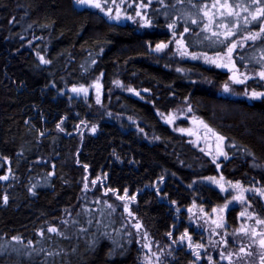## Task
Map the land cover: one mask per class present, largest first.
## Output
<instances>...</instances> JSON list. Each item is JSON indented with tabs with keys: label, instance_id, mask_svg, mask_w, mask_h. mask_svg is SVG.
<instances>
[{
	"label": "trees",
	"instance_id": "trees-1",
	"mask_svg": "<svg viewBox=\"0 0 264 264\" xmlns=\"http://www.w3.org/2000/svg\"><path fill=\"white\" fill-rule=\"evenodd\" d=\"M140 3L147 5L141 11L151 27H141L135 16ZM173 4L128 0L121 8L135 22L120 23L98 9L79 11L73 0H0V175L9 177L0 180V264H145L143 243L154 244L176 226L192 240L193 231L201 230L196 223L213 226L204 234L207 240L211 231L227 238L228 230L215 229L204 216L231 199L228 181L264 189V103L247 105L220 96L223 71L190 62L177 68L181 71L163 68L149 53V46L169 42L174 33L179 39L185 26L189 52L212 55L221 47L204 40L207 33L197 38L199 28L179 11L195 12L187 0ZM172 21L174 30L167 27ZM262 46L257 41L255 47L248 42L239 48L234 54L238 66L241 55L245 63L258 58ZM40 56L50 63L42 64ZM253 68L259 70L255 60ZM96 83L98 104L69 98L73 87ZM262 86L259 80L246 85L249 91ZM180 105L191 106L194 118L226 137L228 158L218 161L219 169L175 131L186 121H175L174 129L162 122L158 113ZM221 176L226 192L206 179ZM108 188L116 191L104 195ZM125 189L128 199L117 200ZM104 201L116 208L112 215ZM124 203L135 219L124 212ZM137 221L139 231L132 227ZM225 221L226 228H235ZM49 227L64 235L49 233ZM183 248L166 251L160 264H195L192 251Z\"/></svg>",
	"mask_w": 264,
	"mask_h": 264
},
{
	"label": "snow or ice",
	"instance_id": "snow-or-ice-1",
	"mask_svg": "<svg viewBox=\"0 0 264 264\" xmlns=\"http://www.w3.org/2000/svg\"><path fill=\"white\" fill-rule=\"evenodd\" d=\"M128 0H119V4L117 0H74V3L78 6H86L88 8L98 9L100 12H103L109 20H115L119 22L123 16L124 19L133 20L135 22L133 16L127 15L124 13V10L121 8L120 5L127 4ZM152 0H148V4L150 5ZM161 4H164V0H159ZM111 3L115 5V9L113 7H106L107 4ZM188 5H190V9H195V12L191 10L181 8L179 9L181 15L187 20L190 21L192 25H196L199 28V32L195 33L197 38H200V33H208L209 35L203 36L204 40H208L211 46L219 45L221 46L219 50H217L214 56H209L206 52H189L188 45L184 40V34L188 33L190 29L185 26L183 28V32L180 33V38L176 39V34L174 33V41L177 47V51L180 53L182 57L188 56L193 60L200 59L203 57V60L207 64L215 65L217 68H225L231 75L229 76V80L234 85H247L249 80L259 79V81H264V46L260 48V56L256 57H248L247 62L245 63V56H240L241 65L238 66L236 58L234 54L237 52L239 48H244L248 42H251L253 47H255L256 42L260 41L262 45H264V0H239V2L233 3L232 0H212L211 4L208 3H201L197 4L194 3L193 0H187ZM185 0H175V4L171 5V7L175 8L177 5H184ZM129 7L132 5L129 4ZM168 7V5H165ZM147 7L144 3H140L136 6L135 16L139 17L142 21L141 27H151L152 20L147 17L146 15L142 14L141 9ZM181 17L177 16L176 20H179ZM256 26L257 30H252V26ZM243 26V30L246 34L242 35L241 37V28ZM167 27L170 30H174L177 27L176 21H172L167 24ZM171 43V41L169 42ZM168 47L167 43H159L155 46V50L157 52H161ZM40 62L42 64H48L50 61L46 60L43 56L39 57ZM255 60V63L259 65V70L256 71L254 68L251 69V73L249 71V65ZM94 62V61H93ZM243 68V70H242ZM177 71H181L177 69ZM119 83V82H117ZM97 89H99V84L96 85ZM264 87V86H262ZM72 92L80 94L84 93L87 94V88L84 86H80L79 88L73 87L71 89ZM129 91H134L133 89H129ZM147 91V90H145ZM223 92L229 94H235L233 89L230 87L228 83L223 84ZM139 95V93H135ZM243 95L250 100H259L264 102V90H257L256 88H252L251 91L247 87L243 90ZM99 97L97 98V103H99ZM188 111L191 112V106L188 107ZM159 115L163 116L166 123H173L176 117L171 114L164 115L162 113H158ZM194 121L196 118H193ZM200 125L206 130L207 133H211L212 136L219 142L217 144V155L213 157V163H216V160L219 156H223L225 159L228 158L226 152L220 147L221 144L225 141L226 137L221 135L220 133L214 131L211 127H209L203 120L198 121ZM57 127L59 128L60 125L58 124ZM95 126H93L92 131L95 132ZM63 131V129H61ZM181 132H185V129H180ZM188 135H193L191 131L187 132ZM40 135H44L43 132ZM232 147H235L233 144ZM203 151V149H201ZM252 155V153H249ZM54 167V166H53ZM85 170H87V165L84 166ZM220 165L217 164V168L219 169ZM51 175V173H50ZM9 177L7 175H0V180L7 181ZM87 180V177H84ZM209 181L217 184L220 188L221 192H226L228 189L225 188L224 184L220 183V181L224 180V177L221 176L219 180L216 177H207ZM92 184H96L97 181H91ZM231 188L236 192L235 195L231 196V200H227L226 203L221 208H213V212L217 213V217L212 223L215 225V229H222L225 227L226 221L222 213H224L230 203L232 201H237L241 203H246V197L244 193L249 191V189L244 188L239 181L233 183L232 181L227 182ZM84 188H88V184L85 183ZM31 191V189H30ZM116 190L108 188L105 190L104 195H107L109 192H115ZM35 194V193H33ZM264 196V192L260 193ZM116 199L119 201H125L128 199V192L127 189L124 190V195H116ZM130 199L135 200V196L131 197ZM3 203L6 205L8 203V196H3ZM96 203H100V201H96ZM173 203H175L173 201ZM104 204L107 206L108 209L111 211L108 215H112L116 211V208L113 204L104 201ZM251 205H248L250 207ZM124 212L127 213L129 217L135 219L133 213L130 211L129 206L127 203L123 204ZM191 211V209H189ZM203 209H201V212ZM240 217H246L247 219H255V224L258 226H264V218H258L254 216L253 213L248 212L246 209L245 211L240 212ZM89 225L92 224V221H88ZM99 224L100 222L97 221ZM132 227L135 228L137 231L140 230L142 224L138 221L132 224ZM49 233H55L57 235L63 236L64 234L60 232L57 227H49L47 229ZM81 232L86 231V229H80ZM238 233L243 234L250 238L251 243L247 246H241L238 249V252H220L221 260H227L228 264H234L233 262V255H236L238 259H242L243 257H251L254 253L250 250L254 245L258 244L259 249H261L259 253V264H264V231H258L257 228H248L244 225H241L239 229L236 230ZM40 236H43V231L38 233ZM104 236L108 234L105 232L103 233ZM130 236L131 233H128ZM167 235L171 236V233H167ZM227 235V233H225ZM67 239V236H64ZM144 239H147V234L144 235ZM180 241L183 242L185 239L188 241V247L192 250L194 256L197 259H200V252L197 251L198 249H202L204 247L203 244L196 243L193 245L192 238L188 234L187 230L180 236ZM13 240L20 242V237H13ZM138 242V241H137ZM29 244L32 241L28 242ZM113 244L116 242L113 240ZM221 243L224 244L225 248H227L228 241L226 239L222 240ZM95 242H93V246ZM143 247L148 248L151 251V247L149 244H145ZM52 255V253H49ZM112 251L110 250L108 256L111 257ZM155 255V254H153ZM145 264H153V261L148 257L145 256L144 258ZM160 260L159 256H156V261ZM209 264H212V258L208 257Z\"/></svg>",
	"mask_w": 264,
	"mask_h": 264
},
{
	"label": "rangeland",
	"instance_id": "rangeland-1",
	"mask_svg": "<svg viewBox=\"0 0 264 264\" xmlns=\"http://www.w3.org/2000/svg\"><path fill=\"white\" fill-rule=\"evenodd\" d=\"M238 1L239 0H232L233 3L238 2ZM209 4H211V3H209ZM73 6L76 7V8L77 7H81V6L76 5L74 3V0H73ZM120 6L122 7V5H120ZM86 8H88V7H86ZM113 9H115V7ZM94 10L97 11V9H94ZM119 22L120 23H123V22H130L131 23L132 21L124 19L123 16H122V18H121V20ZM242 28H243V26H242ZM240 38H242V36ZM170 41H171V43H169ZM169 42H167L168 47L166 49H164L163 51L157 52L156 50H154L152 58H154L157 62L166 64V65H170V66H172V67H174L176 69L179 68L182 65V63L190 62V63H196V64H198L200 66H203V67H207V68L223 71V73L226 75V80H225L224 83H228L230 85V87L233 89L235 94L224 93L223 92V84L224 83H223V84L220 85V88L218 90L219 91V95L226 96L228 98H232V99H235V100H244V101H246L248 103H252L253 101H259V100H250L247 97H245L243 95V90H244L246 85H234V84H232L231 81L229 80V76L231 75V73H229L227 71V69H225V68H217L215 65L207 64V63L204 62L203 57H201L200 59H196V60H193V59H191L188 56L182 57L180 55V53L177 51V47H176L174 39L169 40ZM209 56H214V54L209 55ZM242 70H243V68H242ZM250 74H252L251 71H250ZM255 80H259V79L257 78ZM261 82L264 84V81H261ZM97 84L98 83H96V85ZM115 84H117V80H116ZM120 87L123 88L122 85ZM100 93H101L100 87H99V89H97V87L92 88V86H91V87H87V94L86 95L84 93L77 94V93L72 92V93H69V98H70V96L71 97L74 96V98L76 100L77 99L76 97H78L77 100H80V101L81 100H86V99L90 101L92 99V101H93L92 103L98 104L97 103V98L99 97V100H100ZM168 114H171L174 117H176L174 122L177 121V120H179L180 122L186 121L184 123L185 125L184 126H180V124H179V125H177L179 127L175 128L174 122L171 123V124L166 123L164 118H163V116L160 115V118H161L162 122L166 123L167 125H169L173 129L175 128L176 132H179V133L183 134L184 136H186L187 139H189L190 142L196 148L199 149V151H201V149H203V151H201L203 153V155L206 158H208V160L216 168H217V164H219L218 161H220L221 159L225 160V158L223 156H220V157L217 158L216 163H213V157L217 155V144L219 142L215 139L214 136L211 135V133H207L206 134V130L203 128L202 125L199 124V122H198L199 120L198 119H196L194 121V119H193L194 117L188 111L187 107H185L183 105H180L179 107L175 108L174 110H172L169 113L164 114V115L166 116ZM180 129H185L186 131L185 132H181ZM188 131H191L193 133V135H188L187 134ZM220 147L223 149L224 152H226L225 151L226 149H225L224 142H223V144L220 145ZM262 198H263V201H264V196H262ZM228 200H231V199L228 197ZM223 205H224V203L219 205L216 208H221V207H223ZM191 209H193V207ZM209 215H210V217H208V215L204 216V217H207V218H205L206 221L210 220L212 222V220H215L216 217H217V213H214L212 210L210 211ZM195 226L199 227V229H201V230L203 229V231L205 232L206 235L208 233V230H212L213 229V226L206 227L204 224L203 225H198L196 223ZM192 229H194V228L192 227ZM180 231H181V229L177 228V226H176V227L172 228V230L170 232L172 234L171 236L166 235L165 237H163L161 240L155 242L154 244L152 242H150V241L144 242L143 245H142V250L144 251L143 252L144 258H145V256H148L153 261V264H160V261H158V262L156 261V256L163 257V255L166 254V251H169L171 254L172 253L174 254V253L178 252L179 250L184 249L183 247H186L185 250H187L188 252H191L192 250L188 247L187 239H185L183 242L180 241V239H179L180 236L185 232V231L184 232H180ZM211 232H213V231H211ZM227 235H230V232H228ZM225 239L228 241V245H229V243L230 244L232 243V242H230V240L232 241L231 237H228V238H225ZM222 240H224V239H221V241ZM221 241H220V243H221ZM145 244H149L150 245L151 251H149L148 248L143 247ZM193 245H195V243H193ZM221 245L224 246L223 243H221ZM229 251H235V249L233 247H231L229 249ZM153 254H155V255H153ZM196 263L197 262H195V264ZM190 264H194V263L191 262Z\"/></svg>",
	"mask_w": 264,
	"mask_h": 264
},
{
	"label": "flooded vegetation",
	"instance_id": "flooded-vegetation-1",
	"mask_svg": "<svg viewBox=\"0 0 264 264\" xmlns=\"http://www.w3.org/2000/svg\"><path fill=\"white\" fill-rule=\"evenodd\" d=\"M81 8H85V6H83ZM155 46L154 47H151V46L148 47L150 54H153V51L155 50ZM157 63L160 64V66H162L163 68H165V66H167L166 64H163L160 62H157ZM220 96H222V95H220ZM222 97H225L227 99H231L234 101L242 102V103H245L247 105H250L253 102L261 103V101H253L252 103H248L244 100H235L232 98H228L226 96H222ZM219 165H221V163H219ZM242 186L246 189H249V191L244 193L247 202L243 203V205L241 206V205H238L240 202L232 201V203L229 204L228 209L224 213H222L224 218L225 219L228 218V220H230L232 222V224L235 226V228H233V229H232V226L227 227V228L224 227L226 230H228V232H230V235H227V236L232 238V241L230 240V242H232V243L231 244L229 243V246L227 248H225V246H222L220 241H221V239H225V238L220 239L218 237L219 236L218 232H215V231L210 233L209 239L207 240V243H206V238L204 237L205 232L203 230H199V231L195 232V230H194L193 231L194 238L192 240V241H194L193 243H195V244L200 243V244L204 245V247L202 249L197 250L200 252V257H201L200 259H197L196 256L193 255L194 261L197 262L196 264H209V260H208L209 256L212 258V264H228L227 260H221L220 252L223 251V252L227 253V252H229V249L231 247H233L235 249V251H231V252H238V249L241 246H247L251 243V240L249 237L244 236L243 234H240L236 231L237 229L240 228L241 225H244L245 227H248V228L255 227V228H257L258 231H264V226L256 225L255 219H247L246 217H240V215H239L241 211H245V209H246L248 212L253 213L254 216H256L258 218H264V201H263L262 195L260 194L261 192L264 191V189H262V188H260V189L254 188L253 189L251 187L248 188L244 185H242ZM233 194L235 195L236 192L235 191H229L230 196ZM248 205H251V206L248 207ZM250 250L254 253V255H252L251 257L245 256L242 259H238L236 255H233L234 264H259V260H260L259 253H260L261 249H259L258 244L254 245Z\"/></svg>",
	"mask_w": 264,
	"mask_h": 264
},
{
	"label": "water",
	"instance_id": "water-1",
	"mask_svg": "<svg viewBox=\"0 0 264 264\" xmlns=\"http://www.w3.org/2000/svg\"><path fill=\"white\" fill-rule=\"evenodd\" d=\"M81 9H82L81 7H78V10H79V11H81Z\"/></svg>",
	"mask_w": 264,
	"mask_h": 264
}]
</instances>
